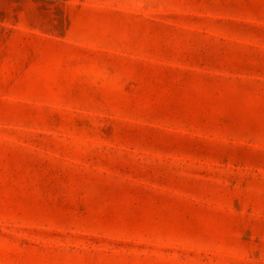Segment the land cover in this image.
<instances>
[{"label": "rangeland", "instance_id": "1", "mask_svg": "<svg viewBox=\"0 0 264 264\" xmlns=\"http://www.w3.org/2000/svg\"><path fill=\"white\" fill-rule=\"evenodd\" d=\"M0 264H264V0H0Z\"/></svg>", "mask_w": 264, "mask_h": 264}]
</instances>
